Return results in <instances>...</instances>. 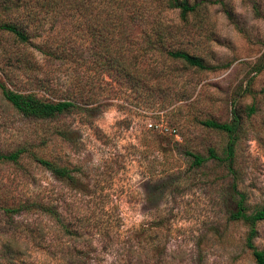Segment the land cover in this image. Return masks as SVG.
Wrapping results in <instances>:
<instances>
[{
  "label": "rangeland",
  "instance_id": "374dc122",
  "mask_svg": "<svg viewBox=\"0 0 264 264\" xmlns=\"http://www.w3.org/2000/svg\"><path fill=\"white\" fill-rule=\"evenodd\" d=\"M188 1L198 5L185 22L159 0L127 3L122 17L134 13L125 47L135 35L144 48L157 15L167 22V46L211 68L155 50L138 63L158 77L140 73L135 81L96 58L106 13L97 0H82L79 11L70 0L64 10L0 0V22L28 36L23 43L0 29V81L75 102L34 118L0 93V154L20 151L16 161L0 160V264H255L244 245L247 225L228 216L240 193L247 213L264 206V0ZM232 108L239 129L228 161L227 133L200 122H228ZM255 229L253 243L264 249V221Z\"/></svg>",
  "mask_w": 264,
  "mask_h": 264
},
{
  "label": "trees",
  "instance_id": "16d2710c",
  "mask_svg": "<svg viewBox=\"0 0 264 264\" xmlns=\"http://www.w3.org/2000/svg\"><path fill=\"white\" fill-rule=\"evenodd\" d=\"M68 0H44L45 4L50 7L60 6V9H65L63 4ZM72 4L69 5L71 9L76 11L81 10L82 0H70ZM92 2V0H87ZM136 3V0H97V6L99 10H104L105 17L102 20V27L97 32V49L95 52L96 58L99 59L101 65H105V69L108 67L113 68L116 74L133 75L134 80L137 81V77L140 73L147 76V79L151 77H158L160 72L153 70L148 65L144 72H141L139 68V60L141 57H147V60L152 58L151 51L157 50L164 56L176 59L184 62L186 65L196 69H210L211 66L205 64L202 59L196 55L190 54L182 49L169 47L165 44L167 31V22L162 20L161 16H151L150 30L151 34L147 36L144 48L141 44H137L135 35L129 39L133 42L132 49H126L125 41L129 33H126V27L128 22L131 21V15L133 13L124 15V8H130L127 3ZM160 5L164 10L176 11L177 17L181 22H185L187 15L193 12L198 3L189 2L188 0H159ZM113 10V12H112ZM112 17V20L109 17ZM105 18V19H104ZM133 18V16H132ZM115 20V21H114ZM107 25H110L112 30H109ZM0 29L10 32L15 38L23 43H28L27 34L20 29L17 24L10 22H0ZM145 38V37H144ZM129 41V40H128ZM145 52V54H141ZM131 58L125 59L126 57ZM261 64L264 63V51L261 54L259 60ZM103 67V68H104ZM149 87H151L149 85ZM0 93L19 113L25 116L34 118H49L56 113H60L75 106L74 98L63 97L54 102L36 96L33 93H22L7 89L0 81ZM252 111V108H249ZM231 119L228 122H217L211 119L202 120L200 123L212 129L223 131L228 135V141L224 148V158L230 161L233 157L235 134L239 129V114L236 109L232 108L230 111ZM20 151H15L8 154H0V160L16 161ZM195 164H199L203 159L199 156L192 155ZM208 157L214 159H221L215 155L212 149H208ZM36 160L43 165L46 169L52 171L56 176L63 177L65 175L64 170L60 168H54L52 164L43 158H36ZM243 194H239V199L236 201L233 210L229 212V219L241 220L247 225V233L244 239L245 247L250 251L255 264H264V249H257L253 243V239L256 235L255 223L257 221H264V206L254 209L252 212L247 213L243 203Z\"/></svg>",
  "mask_w": 264,
  "mask_h": 264
},
{
  "label": "built area",
  "instance_id": "2783aa9c",
  "mask_svg": "<svg viewBox=\"0 0 264 264\" xmlns=\"http://www.w3.org/2000/svg\"><path fill=\"white\" fill-rule=\"evenodd\" d=\"M147 126L153 130H158L160 132L169 133L176 136L175 128L169 127L166 124H152L148 123Z\"/></svg>",
  "mask_w": 264,
  "mask_h": 264
}]
</instances>
